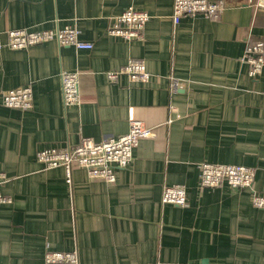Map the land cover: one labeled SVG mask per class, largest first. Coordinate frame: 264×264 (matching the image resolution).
Returning a JSON list of instances; mask_svg holds the SVG:
<instances>
[{"label":"crops","instance_id":"crops-1","mask_svg":"<svg viewBox=\"0 0 264 264\" xmlns=\"http://www.w3.org/2000/svg\"><path fill=\"white\" fill-rule=\"evenodd\" d=\"M217 18L171 19L173 0H0V40L7 29L71 25L91 49L55 40L0 50V94L30 85L32 107L0 101V264H43L44 251L77 249L79 264H264V209L247 189L200 188L202 161L254 168L264 194V68L247 75L248 42L264 39V7L224 0ZM127 7L146 11L143 36L107 32ZM129 58L150 78L106 77ZM78 72L79 100L64 105L60 72ZM169 75L181 87L168 89ZM169 104L180 116L167 122ZM132 120L152 128L113 183L74 167L43 168L36 152L102 140ZM184 184L183 206L161 203L163 186Z\"/></svg>","mask_w":264,"mask_h":264},{"label":"built area","instance_id":"built-area-1","mask_svg":"<svg viewBox=\"0 0 264 264\" xmlns=\"http://www.w3.org/2000/svg\"><path fill=\"white\" fill-rule=\"evenodd\" d=\"M258 6L264 7V0H256ZM227 7L224 0H173L171 19L176 25L183 16L202 14L209 18H217ZM150 16L146 11L127 7L118 14L109 17L107 32L125 40L143 36L144 27ZM6 41L0 40V50L7 46L22 49L47 40H55L59 45L73 46L77 49H91L93 43L78 37V29L71 25L53 28H15L7 29ZM241 60L247 65V75L256 77L264 68V39L248 42ZM126 75L133 81H147L150 74L141 58H129L117 69L108 70L106 77L115 81L120 75ZM60 83L64 105L76 104L79 100L78 72L61 71ZM181 87L176 77L169 75V91L175 92ZM32 89L30 85L3 90L0 101L4 106L30 109L32 107ZM167 122L178 118L177 106L169 104ZM153 135L152 128L146 127L140 120H132L126 133L118 136H107L95 141L91 137L82 136L76 144L45 147L36 152L37 162L45 169L62 167L67 184H71V173L74 167L84 168L88 178L113 183L116 170L129 166L133 151L143 137ZM200 188H217L228 186L233 189H247L254 207L264 209V194L254 187V168L241 164H225L202 161L198 164ZM9 180L5 172L0 171V187ZM10 201L8 195L0 193V204ZM161 203L183 206L186 202L184 184L163 186ZM43 264H79L78 250H54L47 248L43 254Z\"/></svg>","mask_w":264,"mask_h":264},{"label":"rangeland","instance_id":"rangeland-1","mask_svg":"<svg viewBox=\"0 0 264 264\" xmlns=\"http://www.w3.org/2000/svg\"><path fill=\"white\" fill-rule=\"evenodd\" d=\"M168 89H169V84H168Z\"/></svg>","mask_w":264,"mask_h":264}]
</instances>
